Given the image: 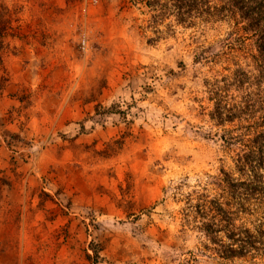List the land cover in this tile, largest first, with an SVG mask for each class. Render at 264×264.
Masks as SVG:
<instances>
[{
	"label": "rangeland",
	"instance_id": "374dc122",
	"mask_svg": "<svg viewBox=\"0 0 264 264\" xmlns=\"http://www.w3.org/2000/svg\"><path fill=\"white\" fill-rule=\"evenodd\" d=\"M232 1L0 0V264H264V71Z\"/></svg>",
	"mask_w": 264,
	"mask_h": 264
},
{
	"label": "trees",
	"instance_id": "16d2710c",
	"mask_svg": "<svg viewBox=\"0 0 264 264\" xmlns=\"http://www.w3.org/2000/svg\"><path fill=\"white\" fill-rule=\"evenodd\" d=\"M179 1L181 2L186 0H179ZM231 5L235 7V10H239L244 18V21L246 20L244 23L243 31H245L246 33L245 35H251L252 46L255 52L253 56L256 59H260V64L263 65L264 67V0H233ZM263 67L262 69L264 71ZM263 80H264V75H263ZM226 116L228 120H232V117L230 116V109H228V111L226 112ZM263 163L264 161L262 160L261 164L259 163L258 167L262 169L264 166ZM250 168H252L251 172H254L255 180H258L257 182L258 184L254 185V187L256 188H254L253 190H257V188H259L260 191L264 192V190L262 189L264 187V174L259 173L256 167H253L252 165L250 166ZM216 206L217 208L216 207L215 208L217 209V212H219V218H221L219 221L220 223H224L226 221L224 220V218L225 219L229 218V215H231V213H229L228 215V213H225L220 208L219 204ZM203 207L204 210L207 209L205 205ZM223 227L225 228V225H223ZM235 237L238 238L240 236L232 235L231 237H229V240L234 242L233 240H235ZM255 239L256 237L254 235L247 234L243 237V239H237L235 241H238L239 244L238 249L242 251L244 250V246L254 244L256 242ZM238 254L241 255L242 252Z\"/></svg>",
	"mask_w": 264,
	"mask_h": 264
}]
</instances>
